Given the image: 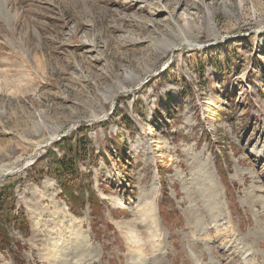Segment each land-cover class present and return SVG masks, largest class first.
<instances>
[{"label": "rangeland", "instance_id": "374dc122", "mask_svg": "<svg viewBox=\"0 0 264 264\" xmlns=\"http://www.w3.org/2000/svg\"><path fill=\"white\" fill-rule=\"evenodd\" d=\"M0 167V264H264V0H0Z\"/></svg>", "mask_w": 264, "mask_h": 264}, {"label": "bare ground", "instance_id": "6f19581e", "mask_svg": "<svg viewBox=\"0 0 264 264\" xmlns=\"http://www.w3.org/2000/svg\"><path fill=\"white\" fill-rule=\"evenodd\" d=\"M187 44H189L188 42H187ZM174 46V45H173ZM171 47V48H169V50H172V49H174V47ZM192 48V47H191ZM128 78H132L131 76H128ZM59 131V127H57V126H55V127H53V133L49 136V140H48V143H47V145L49 144V143H51L53 140H55L56 139V135H57V132ZM42 147L43 146H38L37 147V149L36 150H38V149H40V151H41V149H42ZM134 151H136V147H134ZM39 153V152H38ZM36 156V155H35ZM30 162V160L29 161H27V163H29ZM15 169V168H14ZM14 169H11V168H6V167H0V175H1V177L2 176H5V175H10L13 171L12 170H14ZM211 189V188H210ZM102 197H105L104 195H101ZM148 197V202H147V205H148V210H146V211H148V218H147V220H150L151 221V223L150 224H154V222L156 223L157 221H155V218H154V204H155V198L154 197H152V196H147ZM146 197V198H147ZM111 202H112V204H114V203H116V199L115 198H111ZM63 211H64V215H68L69 216V218L70 219H75L74 218V216H72L71 214H69L67 211H66V209H63ZM147 214V213H146ZM33 220L35 221V222H37V223H35V226L33 227L34 229H36V227H37V225L39 224V222L37 221V217L36 216H34L33 217ZM153 220H154V222H153ZM115 225L117 226V228H118V230H119V232L121 233V235H122V237L123 238H125L127 241H128V235H130L131 233H132V231H129V230H127V231H125V229H126V227H124V223L123 222H117V221H115ZM149 226V225H148ZM151 226H153V225H151ZM157 229V228H156ZM155 232V231H154ZM157 235H158V233H157ZM135 237V236H134ZM125 240V241H126ZM230 241V240H229ZM134 243V242H133ZM141 247V246H140ZM241 251V250H240ZM148 259H149V257H148Z\"/></svg>", "mask_w": 264, "mask_h": 264}, {"label": "trees", "instance_id": "16d2710c", "mask_svg": "<svg viewBox=\"0 0 264 264\" xmlns=\"http://www.w3.org/2000/svg\"><path fill=\"white\" fill-rule=\"evenodd\" d=\"M58 146H62V143L58 144ZM71 149L72 148H70L68 151L72 152ZM61 165L58 167V170L61 172L62 177L61 178L57 177L56 181L59 184V186H64V184L69 182L68 179L75 176V172H73V171L71 172L70 170L72 168L69 167L68 165H66L65 168H63ZM9 198H10V196H5V194L0 192V235H2V237L0 238V241H3L5 244L9 241L8 232L5 231V227H7L8 223H10L9 214H10L11 208L8 206L5 207V202L7 200H9ZM12 224H14V223H12ZM1 245L2 244L0 242V246Z\"/></svg>", "mask_w": 264, "mask_h": 264}]
</instances>
